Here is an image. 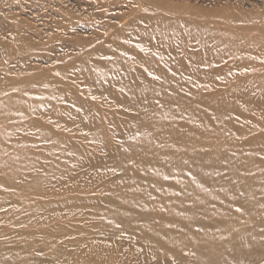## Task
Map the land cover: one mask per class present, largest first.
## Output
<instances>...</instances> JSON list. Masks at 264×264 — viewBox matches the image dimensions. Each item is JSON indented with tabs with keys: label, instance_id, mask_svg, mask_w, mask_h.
Listing matches in <instances>:
<instances>
[{
	"label": "rangeland",
	"instance_id": "obj_1",
	"mask_svg": "<svg viewBox=\"0 0 264 264\" xmlns=\"http://www.w3.org/2000/svg\"><path fill=\"white\" fill-rule=\"evenodd\" d=\"M5 1L6 0H0V8L2 7L0 9V17L1 16L3 17L0 18V23L1 22L3 23L0 24V27L1 26L3 27V28L1 27L0 29L4 30V27L6 25L7 27H5L6 32L5 31L0 32L1 35L0 40H2V37H4L5 39L4 38L3 39L6 42L5 43L4 41L2 42L4 43L5 46H7L6 48L8 47L9 48L6 49L5 47H3V44L1 43L3 48L1 49L0 47V86H4L5 89L3 87L1 88L5 92L2 93L3 90L0 89V96H3L0 97V101H1L0 113L2 112L3 108L5 109L7 108L9 112L8 114L10 115H8V117L6 116L4 117L0 115V143H2V146L0 145V264H201L202 262L195 257L196 256L195 254L197 252L195 253L196 249L195 247H193L194 246L193 244L192 245L190 244V246L188 247L179 244L178 246L181 245V247L176 246L177 248L176 247L173 248L174 252L176 251V254L173 255V253H171L170 255V252L167 251L168 250L167 248L163 246L161 247V244L156 243V237H157L156 231H159L158 228L159 229L161 228L160 231H166V229L168 228L171 229V227H174V229H177L175 226L180 227L176 223L175 221L176 219H174L176 217V212H174L175 210L171 211L172 210L171 207H169V204H167L165 200H161V199L158 200L156 198L159 197L156 196H155L156 198H154L156 200H154L153 202L156 203L159 201L160 202L159 204L150 202V204L147 205L145 200H139L144 198L137 197L138 198L137 199L136 198L137 195H135L134 197L135 199H132L133 195L135 194L133 190L136 189L137 179L134 180L135 178H133L132 176L133 162L131 160L125 162L131 157V156L128 157V155H130V152L128 151L129 149L127 148L126 144H128V142L131 140H136V138H141L140 137V135L142 134L141 132L145 133L144 131L145 127L143 124L144 121L150 119V115L154 116L161 111V110H157L158 109L156 108L157 106L153 104L148 105V103L155 102L157 101V99H159L160 95H157V93L160 92H162L160 93L161 95H163L165 91L169 92L166 93L170 95L171 94L174 95L176 93V95L174 96L178 97L179 99H182L183 96L182 92L185 89L188 94H186L184 90V95L186 94V97L185 96L184 97L186 99L188 98L187 101H189L188 103H191L190 104L191 106H193L194 103L197 104L200 103L198 106H201L202 104L201 102L203 101L202 99L203 98L205 99L206 96L210 94L213 95L214 92H215L214 94L220 96L221 93H223L221 97L224 98H227L228 93L230 96L231 95L234 96L233 98L228 95L230 100L231 98H233L231 100L232 103H235L234 101L235 99H238L236 97L240 93L239 99L236 100V104L239 103V101L240 103L242 102V99L240 100L242 96L245 101H247L245 97L248 96L247 99L249 98L250 100V102L247 101L248 104L250 103L252 104L254 103V101H256L257 104H260L261 102V105L264 103V93L262 92L264 90V60L262 62H259L258 64L252 65L253 63L256 62L255 61L247 66H244L242 64L241 66L240 62H238L240 59L234 58L235 55L233 53L226 52L225 54H223V56H218V54H213L210 52L209 45L206 44V42L208 41L205 42V39L203 37L198 36L197 39L196 36L194 35L191 36L188 34L190 38H193V36L195 38V39L193 38V41L191 42L189 36L187 37V32H186V28L194 27L195 25L196 28L200 30L202 29L204 31H206L207 29L210 32V30L212 29L210 36L212 35L211 39L214 36L213 42H211L213 46L215 45V41H216L215 36L218 35L222 40L224 39L222 38L223 35L226 33V35L224 36L228 38H225L224 41H227L226 39L234 41V39L236 38V40H238L237 41L238 45H241L240 42L248 41L247 43L249 45L252 44L250 46L251 47L254 46L253 50H255L256 52H254L252 49L251 50L255 54L258 52L260 53V50L262 49V47H264L263 45L264 44V0H7V2ZM21 2L23 3L24 7L21 5L22 4ZM10 9H11V13H15V14L20 13V15L19 14H18L19 16L15 14L11 15V13L8 15ZM3 10H5L6 12ZM163 13L165 15L167 14L166 15L167 18L164 17L165 15L162 16ZM17 16L19 17V19L21 18L22 19L21 20L17 19L18 18ZM158 16H160L159 18L162 17L161 20L158 18ZM6 17H7V22L5 19ZM11 17L12 19H10ZM179 17L181 18L184 17L183 18L185 19L183 20L184 22L183 21L181 22V19H177L180 20L178 22L176 18ZM187 18H191V20L194 21L195 25L192 24L193 23L192 21L191 26H189L190 23L187 24V20H186ZM1 19L4 20V22ZM157 19H159L160 22H157L156 21ZM165 20L169 23H167ZM21 21L24 23H22ZM5 22L6 24H4ZM10 22H13L16 27L13 28L12 27L13 24ZM154 22H157V24L153 25ZM161 22H165V23H162L161 25ZM200 22L201 24L202 23H208L209 25L211 24V26L205 24L206 26L208 25L206 27L205 25L202 24L205 27L204 29V27L200 24ZM185 23L187 26L185 25L183 26V24ZM212 23H214L215 25ZM158 24L160 28L156 27L158 26ZM163 24L165 26L167 24V27L172 25L178 27V25H180V27H186V28L183 34L182 33L179 34L180 36L181 35L183 36L180 37L179 35L174 36V34L173 35L169 34L170 35L169 37L168 35L166 36L164 35L163 30L167 27L161 28V26L164 27ZM19 26L22 28H20ZM153 26L155 27V29L157 28L158 30L157 33L154 32L155 29ZM215 26H217L218 28H216ZM17 27L21 31H23L21 32L18 29L19 32L18 35L20 33H23L24 36L19 35L20 37H22V39L20 37L19 39L16 36L17 38L16 40H14L15 35L12 34V32L13 33H15V31L17 32L16 29ZM210 27L211 29H209ZM152 28L154 30H152ZM11 29L12 32L10 31ZM160 29L161 30L163 29L162 30L163 33L161 32ZM151 30L153 32H151ZM213 30L216 32H214ZM217 30L218 31L220 30L219 32L220 33L222 32L223 34L222 35L219 34ZM7 31L10 32L11 34L8 33ZM149 31L153 33V35H151L152 37L150 36V33L148 35ZM158 33H160V36ZM154 34L156 35L158 34V35L156 36ZM232 34L233 35L235 34V37H233ZM237 34L240 35L239 36L240 38L243 37L245 39L247 37L249 38V40L247 39L244 40L241 38L242 40L241 41L240 38L237 37L238 36ZM10 35H12L14 38L10 39ZM153 36L155 39L153 38ZM155 36L159 38L156 39ZM25 37L26 39H28V42H25L26 41V39H24ZM162 37L166 41L161 40ZM168 38L170 40H167ZM171 38L172 39L174 38L175 40L174 39L172 40ZM17 39H19L20 43H22V40L24 39V43L21 44V46L23 45L22 46L23 49L21 46L19 47L18 44L20 43H17L18 42ZM11 40L17 41L16 42L17 44L14 45L13 41L11 44L10 43ZM118 40H120V42ZM249 41H251V43H249ZM186 42H189V45L188 43L186 45ZM193 42H195V45L192 44ZM246 42L243 43L245 44ZM27 43L29 44L31 43L32 46L31 45L29 46ZM164 43L165 44L169 43V44L166 47L167 44L165 45ZM201 43L203 44L204 47H206L205 48L206 52H208L209 54L211 53V55L205 52V49L201 45ZM25 44H27L28 46ZM217 45L214 47L216 48ZM258 45H260L261 48ZM15 46H18L17 47L19 48L18 51L14 50ZM120 46L122 47V49L120 48ZM184 46H186V48ZM187 46L188 47L190 46V49H188V51L186 52ZM244 46L248 47L249 49L251 48L250 46H247V44ZM256 46H258L259 48L258 47L256 48ZM127 47H129L128 48L129 50L135 49L136 53H134L135 50L133 51L130 50L129 53ZM150 47H152L153 49L156 48L154 49L155 51L153 50V52L154 53L157 52V53L154 54L152 52V54L154 55H151L150 54L151 52L148 51ZM196 47L197 50H199V54L198 51L195 50ZM207 47L209 51H207ZM113 48H114V52L112 50ZM118 48H120L121 50L119 49L120 50L119 51ZM115 49L116 51L117 50L119 51V52L117 51L119 53V56L118 53L115 51ZM123 49L126 52L122 54ZM192 49L193 51L194 50L197 51L195 53H197L199 57L200 55L205 54L203 55V57L205 58L204 60H202V63H200L201 62L200 60H196L195 58H193L196 57V54H194V52L192 54ZM20 50H22V53L20 52ZM23 50L25 52H23ZM144 51L146 52V54H148L149 52L148 56L145 55ZM200 51L202 52L204 51V52L202 53ZM29 52L30 55L28 54ZM189 52L191 53V58H189L190 56ZM24 53L26 55L28 54L27 55L28 59L25 58L26 55H24ZM227 53L228 54L231 53V54L226 56ZM18 54L19 55L21 54L20 57ZM22 54L23 57L25 56L24 58L21 57ZM135 54L139 56L140 59L138 58V56L137 58L141 62L146 61L144 63L141 62L140 63L143 65V67L147 63L146 65L148 69L146 68L145 65V68L147 70L144 69L139 62H137L138 59L136 58ZM139 54H141V56ZM184 54L189 56H186L185 58ZM130 55L134 58H132ZM163 55L164 57H162ZM110 56L112 57L113 62L117 63V66H115V64L113 65L112 62L110 63V61H112L111 58L109 59L110 61H108V57ZM121 56L122 58L125 57L127 58L130 56L132 59L130 57H129L130 60L128 58L122 59ZM152 56H154V58ZM114 57H116V59H114ZM118 57L120 58V60ZM156 57L157 59L158 58L162 59L163 62L160 59L156 61L157 60L155 59ZM86 58L89 62L87 60L84 62V59ZM106 58L107 61L110 63V66L111 65L114 66L112 67L113 69L118 68L119 63L117 61H120L123 67L119 66V68L122 67L127 71H129V67H130L133 72L130 70L132 73L128 72L129 74H127L126 73L127 71L125 70L126 72H123L124 71L123 70L122 71L123 74H122L120 72V70H122L121 68L120 69L118 68L119 70L118 72V70L116 69L113 70L111 67H110L111 68L110 71L107 70L110 68H107L109 67L108 65L109 63L108 62H106L108 64L105 63ZM20 59L22 60L24 59V61L27 62L24 61L21 62ZM93 59L95 60V62L98 60L97 66L99 65V62H100V67H102L101 63L102 64L105 63V65L103 64L104 66L103 69L106 72L107 71L111 72L114 79L113 77H111L110 79L111 75L109 72H107L109 75L108 76L106 75L107 73L105 74V71L101 72V69L97 68V66H96L97 68L96 70L95 66H92L94 62ZM103 59H105L104 62ZM134 59L136 60L134 61L135 64L133 63ZM148 59L151 60L148 61ZM167 59L169 61L171 59V62H169ZM188 59L189 61L193 59L194 60L193 64L191 63L193 60L190 62L191 63L190 64L187 61ZM206 59H208V61ZM114 60L117 61L115 62ZM121 60H125V61H121ZM172 60H174V62ZM182 60L183 63L181 65L183 66L184 63H187L186 66L188 67V69H186L187 68L186 66H183V68L181 67L180 62H182ZM90 61H93L91 62L92 64L90 63ZM129 61L130 64H133L135 67L138 65L137 67H140L138 69L143 68L144 71L142 70L140 71L143 73L145 72V74L141 75L142 73L140 71H135L137 70V67L134 69L133 68L134 66L133 67L127 66V64H129L127 62ZM151 61H153L152 67L150 65L149 66L151 67L152 70L153 68L157 69L156 71H158L159 74L158 72H155L156 73L155 74L154 70L153 72H151V69L148 66V64L152 63ZM204 61L205 62L207 61L206 63L208 64L203 63ZM231 61L234 62L231 63ZM23 62L25 65L23 64ZM164 62L167 64V66L165 65ZM17 63L21 64V66ZM86 63H90V65ZM123 63H125L126 65ZM194 63L197 64V65L195 64L197 67L194 66ZM233 63L235 64L234 67H233L234 65ZM236 63L238 65H236ZM3 64L4 66H1ZM72 64H76L74 65L75 67L71 66ZM83 64H86L89 67ZM156 64L161 65L163 69L160 70L161 66H157V68L156 66L153 67ZM172 64H173L172 67L175 68L174 71L173 69H171ZM200 64L201 65L204 64V68H207L204 70L206 71L204 73H206L208 80H203L202 81L203 84L200 83L201 81H198L199 83L198 84L196 81V77L190 76L192 74L191 70H195L198 67H199L198 69L202 68L200 67L201 66ZM8 65L12 66L13 68H11L10 66L8 67ZM106 65L107 67L105 69ZM189 65L190 66L193 65L195 68L193 67L192 69H190L192 66L190 67ZM91 67L96 71L93 70ZM9 68L10 71L8 70ZM224 68L226 70L225 72L222 71L224 70ZM6 69L8 70L7 71L8 74L6 72ZM90 69L92 70L91 73L93 74V76L92 74L90 75ZM183 69H185L186 71L185 70L183 71ZM85 70L86 71L88 70L89 74ZM189 70L191 72H189ZM161 71H163V73L167 71L166 73L168 76L170 75V77L168 78V76L166 75L165 77L164 74L166 73L163 74L164 76L163 77ZM195 71H193V75H195L194 74ZM221 71L224 72L225 74L222 73ZM94 72L100 78V80L99 78H95ZM97 72L99 74L104 73L100 75L101 77L103 76V78H101L97 74ZM147 72H149L150 74H147ZM187 72L191 74L188 75ZM45 73H47L46 76L48 75L50 77L49 79H53V76L55 79L57 76L56 79L58 80L56 81L54 79L52 80L57 83V84L54 83V85L56 84L55 87H58L59 85L58 82L59 81L61 82L62 80L63 81L60 83V85L62 84L67 85L65 87L59 85L60 87L56 88L57 89L56 96L58 98L57 100H56V96L54 97L55 99L49 98L50 94L48 93L49 96L47 95L48 91L45 88H43L42 85L41 87L38 84L40 80L46 78ZM185 73L186 76L188 77L182 76V74L184 75ZM21 74H22V78L25 79H22L20 77ZM42 74H44L45 78L42 76ZM130 74L131 75L134 74L136 78L133 75L132 76L134 78H132ZM178 74H180L181 77ZM26 75H28V77ZM37 75L38 76L41 75V76L37 77ZM87 75H89L90 77L91 76L94 77L95 80L94 78L93 80H91L92 78L89 80L90 77ZM116 75L118 76V78ZM137 75L140 76L141 78L140 77L138 78ZM144 75L149 79L147 80L146 77H142ZM150 76H153L154 79L153 77L150 78ZM172 76H174L175 79ZM176 76L180 78L176 79ZM156 77L157 78L159 77V81ZM183 77H185L186 79L188 78L187 81L189 82L187 81L185 82L184 81L185 78ZM224 77L226 78L225 80L223 79ZM246 77H248V79L245 80ZM20 78L24 80V82L21 81ZM38 78L41 79H39L38 81L37 80ZM104 78H106V80ZM144 78L148 82L147 81L140 82V80L142 79L144 80ZM189 78L190 80H192V78L195 80L194 84L197 85L201 84L203 85V87L200 85V89L199 87L196 88L197 85L194 86V84L190 82ZM19 79L21 82H23V84L19 82ZM115 79L117 83H115L116 82ZM133 79L134 80L137 79V80L134 82ZM164 79L165 81H162ZM149 80H151L150 82L152 84L155 81V84H153L154 86L151 85L148 86V84L150 83ZM170 80L172 82H169ZM156 81L160 82V84H157ZM206 81H211L208 82L210 83V85H208V83L206 84ZM8 82H10L11 85L8 84ZM15 82L18 83L20 86H23L25 83V86L20 87L19 85H16ZM35 82L39 86L38 88ZM130 82H131L130 85L125 86V84H129ZM6 83L11 86V87L7 86L11 88L10 90H8V88L6 87L5 85ZM26 83L27 85H31V87L35 86L37 89L32 88L35 91L41 89L40 93L42 94L38 93V91L36 92L38 93V95L35 96V92L34 94H32L33 93L32 89H29L31 87L27 86ZM132 83L133 85L136 83H137L136 85H138V83L140 84L144 83L143 85L145 88L143 87L142 84L141 85L145 90L142 92L143 89L140 88L141 87L140 84H139L140 87L139 86L137 87H139L141 91L139 90V88L132 89L131 88L133 87ZM168 83H173V84L168 85ZM188 83H190L191 85H188ZM229 84L231 87L230 89L232 90H230V92H227L229 91L228 89ZM146 85L147 88L149 87L151 89V93H153L152 94L153 96L150 93V89L148 92H146V90H148L146 88ZM157 85L158 86L160 85L159 90ZM164 85L166 87L171 85L170 87L173 88L168 87L167 89L171 90L168 91L165 87L163 88ZM26 86L28 88H24ZM179 86L180 87L182 86V88L179 89L181 96L180 95L178 96L179 92L177 89L179 88ZM18 87L20 91L19 89H17ZM61 87L62 89L65 88L63 89L65 91L64 97L62 95L64 91L60 90ZM122 87L124 88L126 87V88L122 89ZM129 87L131 88V90L129 91L132 93L127 92L128 91L127 89ZM134 87L137 88L136 86ZM186 87L188 89H190L191 87L192 88L190 90H187ZM21 89L25 91L24 92L25 94L23 93V91L21 92ZM28 89H29V93H31L34 96L33 100L31 99L26 100V98L24 99L26 95H31V94H27L28 91L26 90ZM58 89L61 92L58 91ZM237 89L241 90L243 94L242 96H241V92ZM247 89L249 90L247 91ZM136 90L138 92V95L136 94L137 93ZM161 90H163L164 93ZM172 91L173 93H171ZM188 91H191L192 94L195 93L193 96H195L197 93V96L195 97L196 99L199 98L198 99L199 101L195 99L193 100L192 94H190ZM66 92H67V96H66ZM133 92L134 95H130L133 94ZM139 92L142 96L139 94ZM225 92L227 93L226 95L224 94ZM206 93L208 94L205 95ZM135 94L137 96V101L133 99V98L136 99ZM154 94L157 97H155ZM126 95H129L127 96L129 97L128 98L129 100L126 99ZM145 95H148L149 97L151 95L149 102L147 100L149 99V97L146 96L147 98L145 100ZM37 96L39 101L38 99L37 100L35 99L37 98ZM139 98H143V99L140 100ZM151 98L153 99V101ZM189 98L193 102H190ZM229 98L227 99L229 100ZM6 99L9 101V103L7 102L8 104L6 103L7 101ZM40 99L41 100L43 99V101H40ZM35 100L41 102V104L43 103L42 106L40 103L38 106V103ZM144 100L145 102L147 101L148 103L146 102L147 103L146 104ZM48 102L52 103V105L49 104ZM31 103L36 109L32 108L33 106L31 107L30 105ZM140 104H142L143 107ZM144 104H146V106L148 105L147 106L148 110L149 108L152 107L156 109L153 110L152 108L149 111L147 109L145 110L146 107H144L145 106ZM251 104L250 106L252 107L255 105V104L254 105ZM204 106L203 108H206ZM58 107L63 108V110H59L60 111L59 113L57 112ZM211 107L212 108H209L207 106V109L208 108L211 110L214 109V111H217L216 114L215 112H213V110L212 111L205 110V113L207 111H208L207 113L213 112L212 115L217 116L218 114L220 117L222 116L221 118L224 117L223 121H227L228 119H229L228 122L234 121V123L233 122L231 123V125L234 124L233 128L238 124L237 125L238 130H237V126H236V131L233 130V128L231 127L232 128L231 130L234 131V133L232 131L231 133L237 136L236 137L232 134L233 139L238 141L242 146L243 144H246L249 141H250L249 143H251V139L253 140V138H255L257 135L262 134L264 131V116H263L264 106L261 109V107L258 105V107L257 106L255 107V110H252L254 109V107L253 108L250 107L251 110L249 107L247 108L248 109L247 115H249V118L247 115L246 116L251 126L248 129L247 128L244 129V131H242L241 133H240L241 130L239 131V124H240L239 120H236L235 117H233L235 120L231 121L232 118L229 115H226V113L224 116L223 114L224 112L223 111H222L223 113L221 112L222 109L218 110L216 109V107L213 106ZM55 108L57 110H55ZM139 108H141V110ZM180 108L182 110L180 111L177 110L178 113L180 112L179 115L182 116L184 114L186 116L185 111L183 110L186 107L185 108L180 107ZM257 108L259 109V111ZM142 109L145 111H143ZM152 110L155 111L154 112L155 114L152 113ZM182 111H184V113H182ZM219 111L221 114L218 113ZM261 111L263 112V115ZM137 112L138 113L144 112L143 114L146 116L149 115L150 113H152L153 115L150 114L149 117H147L148 119L146 118V116L145 117L142 116L143 118L142 119L141 118L142 114L139 113L138 115ZM210 113L209 115H211ZM164 114H160L158 116L162 121V123H164L167 119V117H165ZM161 115L165 118L163 117L161 118ZM165 115L168 117L172 116L173 119L171 118L167 119V121L169 119H170L169 121H172L171 122L172 125L178 124L179 120L182 121L183 119V118L180 119L181 116H179L178 114L177 115L179 116V118L175 114L167 115L166 113ZM173 115L177 116L178 119L177 118L176 119L178 121L175 119V122H173L175 118V116L173 117ZM185 116H184L185 119H183L182 122L185 121L189 123L192 119ZM228 116L229 118L227 119ZM137 119L141 122L139 123ZM136 120L137 122L135 124L136 125L138 123L139 124L137 126L135 125L136 127L133 125L134 128L130 126L132 128L130 129L129 127V124H131L130 122L134 124L133 121ZM171 123H169V125L167 126H170ZM191 123L192 121L189 123L190 126L192 125ZM189 124L186 123L187 126H189ZM139 125H141V128H138ZM128 127L129 129H126ZM4 129L7 136L6 138H4V136L1 134V132ZM97 132L99 136L97 135ZM101 136L102 137L104 136L103 137L104 139ZM262 136L264 135L262 134ZM101 138L102 140H100ZM125 140H127V142H125ZM104 143L107 144V146L109 147L106 148L105 147L106 145ZM111 146H113L115 149L112 147L110 150ZM121 147L122 149H120ZM117 148H119L120 150H118ZM125 148L128 153H126ZM1 150L7 152L6 153L7 155L8 153H10V155L6 157L5 152L4 151L1 152ZM19 150H22L23 153L19 154L18 153ZM115 150L117 152H121V150L125 151V155H126L124 159L125 161H123V163H121L120 165L118 164L119 166L122 165L121 167L123 168L120 167L122 170L119 168V166H116L117 161H115L116 159ZM112 152L115 154H111ZM16 155L20 157H17ZM112 155L113 158L111 157ZM262 157L260 159L261 161L259 160L258 162L259 165L261 164V166H259L256 163L255 164L256 167L255 165H253L254 168L251 169V171L249 170L252 166L251 167L248 166V169L245 167L248 170V172H244L247 171L246 169L242 170L243 173L242 176L246 174V176L243 177L247 178L248 175L249 179L253 178V180L256 181V179L259 178L258 179L259 181L261 177L260 173L264 169V155ZM125 163L128 164L127 165L128 168L126 167ZM224 163H226V161ZM129 166L132 168V171H130L131 168ZM228 166L230 165L223 164V166L222 165L215 166L213 168L214 169L220 168L221 169V170L219 169L220 171L228 173L227 171L229 169ZM123 169L125 170V172ZM126 172L129 174H127ZM253 172L254 175L256 173L259 172L260 173L254 176ZM125 173L127 174V177ZM3 177L4 178L6 177L8 181H10L12 178L13 182L11 180L12 182L11 184L13 185L10 186L12 191L11 190L9 191L10 188L8 187L7 183H5L8 181ZM33 180L34 183L36 182L35 184L37 189H34L35 187L34 188L32 187L34 186ZM161 181L165 183L166 180L164 179ZM31 182L33 185L31 184ZM25 183L26 184L28 183L27 184L28 187H26ZM160 183L159 185H161ZM8 184L10 183L8 182ZM19 185H21L22 187H20ZM23 185L26 187V189H24ZM131 186H133V188H131ZM126 187H130L131 192H128L129 188ZM13 188H16L19 193L21 192L20 193L21 195L16 193L15 191L16 189L13 190ZM118 188H120L122 191L118 190ZM18 189H20L21 191ZM23 190L25 191L23 192ZM36 190L39 191L35 192ZM115 190L121 192L117 191L118 192L117 193L115 192ZM123 190H126L127 192ZM120 193H122V195H120ZM131 194L133 195L130 197ZM127 197H130L131 199ZM131 201L132 202L134 201L135 203L134 202L132 203ZM164 201L166 202L165 203L166 206H164ZM141 204H143V206ZM153 205H155V207ZM260 206H261L260 208L261 210H258V212L254 213L256 216L253 214L251 218H246L245 220L240 219V221H238L239 223L233 222L232 225L227 226L228 229L227 227H225L224 231H219V232L217 231V233H215L212 236L210 234H207L206 232L201 231V229L198 228L196 224H194V222L198 220V215L194 213L184 215V218L187 221V225L189 223H190L189 225H191V226L188 225L187 227L184 228H186L185 231L189 230L190 232L187 231L188 233L194 235L198 240L202 242L204 248L202 246L201 247L205 249V251L207 250L211 251L217 248L220 252L229 251L228 253L225 252L227 253L226 255L232 252L231 253L232 256H229L230 255L229 254L228 257L223 252L221 253V255L226 256V260L228 258L229 264H236V263L264 264V246L260 247L261 245L259 244L260 245L259 246L257 244L260 247L258 248L257 245L255 244L258 242H253L250 240L251 238L260 235L259 233L264 234L263 231H260V230H264V219L262 220V218H264V216H262L264 215L262 214L264 213L263 212L264 203H261ZM148 210L149 211L152 210V211L149 212ZM259 213L261 216L259 215ZM170 214L173 215L171 216ZM193 214L197 218L194 217ZM168 215L170 216L171 219H169ZM199 216L201 217L202 213H200ZM189 218L190 220H188ZM164 219L169 221L168 222L169 224L165 223L166 221H162ZM189 221H192L193 223ZM255 221L258 222V228L256 226L257 223ZM259 221L261 222L263 221V223ZM156 224L162 226L160 227L159 225ZM259 224L260 226L263 224L262 227H259ZM147 226L150 227L147 228ZM138 227L142 229L139 230ZM154 227L157 228V230ZM143 229L144 230L146 229V232L148 233H145ZM181 229L182 228H179L178 230ZM193 229H195V231ZM258 230L260 232H258ZM153 231L155 234L153 233ZM240 231H244L243 234L244 236L242 235L243 236L242 238L239 237L240 239L238 238L236 240L237 242L233 241L234 243H232V241L228 237L237 234ZM252 231L254 232V234L257 235H254ZM142 233L144 236L146 235L145 238H148L147 239L148 241H145L146 239L142 237L143 236ZM147 234L149 235L152 234V235L148 237ZM262 234L260 236L261 238L258 236L259 241L264 237V235ZM153 235H155L153 237V239L155 238L154 241L151 237ZM262 240L264 242V238ZM231 243L233 244V246L231 245ZM252 243L255 246H252ZM210 245H211V249L209 247ZM222 245L223 247H221ZM227 245H229L228 249H227ZM183 246L186 247V250L185 247ZM191 246L192 249H190ZM224 247L226 248L225 251H224ZM230 247L231 249L233 248L235 249L231 251ZM161 248L163 250H161L162 253L160 255L159 253ZM243 248H245L246 250ZM252 249L256 251H252ZM192 250L195 251L192 252ZM218 250L215 249L214 252L212 251L213 254L210 257L211 259L213 258L214 260V257H216L217 253H219L216 252ZM234 250H236V253ZM240 251L242 254L240 253ZM247 253L249 254V256L246 255ZM218 255H220V253ZM243 255L246 256L245 259L243 258L244 257ZM228 260H227V264H228ZM208 263L210 264L211 262L208 261ZM203 264H207V263H203Z\"/></svg>",
	"mask_w": 264,
	"mask_h": 264
},
{
	"label": "bare ground",
	"instance_id": "obj_2",
	"mask_svg": "<svg viewBox=\"0 0 264 264\" xmlns=\"http://www.w3.org/2000/svg\"><path fill=\"white\" fill-rule=\"evenodd\" d=\"M5 2H7V0L5 1ZM13 3V2H12ZM22 3V2H21ZM20 3V4H21ZM7 4V3H6ZM1 5H4V4H1ZM19 5V4H18ZM17 5V6H18ZM22 6H23V3L21 4ZM24 5H26V4H24ZM22 6H21V9H22ZM28 6V5H27ZM24 7V6H23ZM26 7V6H25ZM2 8V7H1ZM0 8V9H1ZM4 8V7H3ZM13 8V7H12ZM17 9V8H16ZM19 9H20V6H19ZM15 10V9H14ZM18 10V9H17ZM3 11H5V10H3ZM8 11V10H7ZM20 11V10H19ZM6 12V11H5ZM12 12H15V11H12ZM22 12V11H21ZM3 13V12H2ZM2 13H1V15H2ZM8 13V12H7ZM11 13V9H10V12L8 13V15ZM16 13H17V11H16ZM6 14V13H5ZM12 14H15V13H11V15ZM19 15H20V13H18ZM18 14H15V15H18ZM10 15V16H11ZM18 15V16H19ZM162 15V14H161ZM165 14L163 13V15L162 16H164ZM167 15V14H166ZM166 15L164 16V17H166ZM14 16V15H13ZM17 16V17H18ZM2 17V16H1ZM0 17V18H1ZM160 16H158V18H159ZM3 18V17H2ZM157 18V17H156ZM162 18V17H161ZM161 18H159L160 20H161ZM167 18V17H166ZM184 17H179V18H176V20L177 19H181V22L183 21V20H185V19H183ZM6 19V22H7V17L5 18ZM10 19H12V17L10 18ZM17 19H19V17L17 18ZM22 19V18H21ZM21 19H19V20H21ZM159 19H157L156 21L157 22H160L159 21ZM165 19V18H164ZM190 21H189V20ZM193 19V18H192ZM2 20V19H1ZM163 20V19H162ZM169 20H171V19H169ZM168 20V21H169ZM187 20V24H189L190 23V25L189 26H191V23H192V21L193 20H191V18H187L186 19ZM195 20V19H194ZM202 20V19H201ZM3 22H4V20H2ZM11 21V20H10ZM23 21V20H22ZM21 21V22H22ZM166 21V20H165ZM173 21H174V19H173ZM178 22L180 21V20H177ZM176 21V22H177ZM189 21V22H188ZM203 21V20H202ZM6 22L4 23V24H6ZM19 22V21H18ZM157 22H154V24L153 25H156L157 24ZM167 22V21H166ZM172 22V21H171ZM180 22V23H181ZM184 22V21H183ZM186 22V21H185ZM205 22V21H204ZM2 23V22H1ZM0 23V24H1ZM10 23H12L13 25H14V23L13 22H10ZM9 23V24H10ZM17 23V22H16ZM22 23H24V22H22ZM162 23H165V22H161V25H162ZM167 23H169V22H167ZM197 23V22H196ZM3 24V23H2ZM20 24V23H19ZM175 24V23H174ZM192 24H194V21H193V23ZM200 24H201V22H200ZM203 25H205V24H208V23H202ZM201 24V25H202ZM212 24H214V23H212ZM11 25V24H10ZM12 25V27L13 28H15L16 26L14 25L13 26ZM16 25H18V24H16ZM24 25V24H23ZM160 25V26H161ZM164 25V24H163ZM187 26L186 25V23L185 24H183V26ZM195 25V24H194ZM202 25V26H203ZM209 25V24H208ZM207 25V26H208ZM215 25V24H214ZM213 25V26H214ZM9 26V25H8ZM22 26V25H21ZM196 26V25H195ZM188 27V28H186V27H180V25H178V27H176V26H174V25H172V26H168L167 27V24H166V26L164 25V27H162L161 26V28H165V27H167V28H165L163 31H164V35L166 36V35H168L169 37H170V35L169 34H174V36L175 35H179V34H183V32L185 31V28H186V32H187V37L189 36V35H194V36H196L197 37V39H198V36H200V37H203L204 39H205V42L206 41H208V42H206V44H208L209 45V47H210V52L211 53H213V54H218V56H223V54H225L226 52H231V53H233L234 55H235V57L234 58H236V59H240L238 62H240V65L242 64V65H244V66H247V65H249V64H251V63H253V62H255V63H253L252 65H254V64H258L259 62H262L263 60H264V47H262V49L260 50V53L258 52V53H254V52H256L255 50H253L254 49V46L253 47H251L250 45H252V44H248L246 41H243V42H246L245 44L243 43V42H240L241 43V45H238L237 43V41L238 40H236V38L234 39V41L232 40H229V39H226L227 41H224L225 40V38H228V37H226V36H224V35H226V33L223 35V37L222 38H224V39H220V37L218 36V35H216V36H218V37H216L215 36V39H216V41L219 43H217L216 41H215V45L214 46H216L217 44V47L215 48L214 46H213V44L211 43V42H213V39H214V36H213V38L211 39V36H210V34H211V27L209 28V29H211L210 30V32H209V30H207L206 29V31H204V30H200V29H198V28H196V27ZM206 26V25H205ZM206 26V27H207ZM209 26H211V24L209 25ZM213 26H212V28H213ZM2 27V26H1ZM0 27V28H1ZM5 27H7V25L5 26ZM5 27H4V30L2 29H0V32L1 31H5L6 32V29H5ZM20 27V26H19ZM154 27V26H153ZM157 28L159 27V24H158V26H156ZM204 27V26H203ZM216 28H218L217 26H215ZM214 27V28H215ZM3 28V27H2ZM10 28H11V26H10ZM20 28H22V27H20ZM157 28L155 29V27H154V29H155V31L154 32H156L157 33ZM160 28V27H159ZM9 29V28H8ZM7 29V30H8ZM17 29V32L15 31ZM14 31H15V33H17V34H15V33H13L12 32V29L10 30L11 32H12V34H14L15 35V38L12 36V35H10V39H12V38H14V40H16V38L18 37H20V36H24L23 35V33H20L19 35H18V27L16 28ZM153 28H152V30H154ZM204 29H205V27H204ZM20 30V29H19ZM151 30V32H153ZM161 30V29H160ZM162 30H161V32H162ZM21 31V30H20ZM214 31V30H213ZM220 31V30H219ZM218 30H217V32H219ZM2 32V33H3ZM8 32V31H7ZM21 32H23V31H21ZM118 32H120V31H118ZM150 31L148 32V35H149V33H150V36L151 35H153V33H151ZM214 32H216V31H214ZM8 33H10V32H8ZM116 33V32H115ZM163 33V32H162ZM11 34V33H10ZM117 34V33H116ZM159 34V36H160V33H158ZM157 34V35H158ZM189 34V35H188ZM196 34V35H195ZM197 34H200V35H197ZM219 34H223L222 32L220 33L219 32ZM119 35H120V33H119ZM146 35V34H145ZM154 35H156V34H154ZM156 35V36H157ZM172 35H171V37H172ZM213 35H214V33H213ZM238 35V34H237ZM236 35V36H237ZM17 36V37H16ZM26 36V35H25ZM155 36V37H156ZM180 36V35H179ZM181 36H183V35H181ZM180 36V37H181ZM194 36H193V38H194ZM232 36L233 37H235V34L233 35L232 34ZM231 36V37H232ZM240 35H238L237 37H239ZM242 36V35H241ZM27 37V36H26ZM26 37L24 38V39H26ZM152 37V36H151ZM199 37V38H200ZM210 37V38H209ZM231 37H229V38H231ZM0 38H1V35H0ZM4 37H2V40H0L1 42H0V44L2 43L3 44V47H7V46H5L4 45V43L6 42V41H4V39H3ZM21 39H22V37H20ZM19 38V39H20ZM28 38V37H27ZM153 38H154V36H153ZM159 37H156V39H158ZM163 38V37H162ZM161 38V40H164V38L162 39ZM189 38H190V36H189ZM193 38H190V40H191V42L193 41ZM240 38V37H239ZM242 39H244L243 37H241ZM241 38H240V40H241ZM19 39H17V41H13V40H11V44H12V41H13V43H14V45L15 44H17V43H20L19 42ZM24 39L22 40V43H24ZM155 39V38H154ZM172 39V38H171ZM174 39V38H173ZM172 39V40H173ZM188 39V38H187ZM195 39V38H194ZM238 39V38H237ZM245 39H247V40H249V38H245ZM244 39V40H245ZM167 40H170L169 38L167 39ZM175 40V39H174ZM189 40V39H188ZM187 40V41H188ZM189 40V41H190ZM251 40V39H250ZM2 41H4V43L2 42ZM119 42H120V40H118ZM164 41H166V40H164ZM179 41V40H178ZM242 41V40H241ZM8 42V41H7ZM17 42V43H16ZM25 42H28V39H26V41ZM162 42V41H161ZM169 42V41H168ZM173 42V41H172ZM171 42V43H172ZM181 42V41H180ZM182 42H183V40H182ZM181 42V43H182ZM190 42V43H191ZM204 42V43H205ZM22 43H20V44H18L19 45V47L21 46V44ZM187 43H188V45H189V42H186V45H187ZM239 43V44H240ZM249 43H251V41H249ZM263 43V42H262ZM2 44H1V49L3 48L2 47ZM9 44V43H8ZM29 46L31 45V43L29 44V43H27ZM27 44H25V45H27ZM119 44V43H118ZM117 44V45H118ZM161 44V43H160ZM159 44V45H160ZM165 44V43H164ZM167 44V43H166ZM165 44V45H166ZM169 44V43H168ZM168 44L166 45V47L168 46ZM192 44H194L195 45V42H193ZM191 44V45H192ZM196 44H197V41H196ZM205 44V45H206ZM246 45L247 44V46H250L251 48L249 49L248 47H246V46H244V45ZM258 44H260V43H258ZM10 45V44H9ZM8 45V46H9ZM27 45V46H28ZM164 45V46H165ZM184 45H185V43H184ZM190 45V46H191ZM201 45L203 46V44L201 43ZM201 45H198V46H201ZM243 45V46H242ZM264 45V44H263ZM23 46V45H22ZM21 46V47H22ZM32 46V45H31ZM34 46V45H33ZM116 46V45H115ZM122 46V45H121ZM120 46V48L122 49V47ZM161 46V45H160ZM162 46H163V44H162ZM170 46V45H169ZM190 46L188 47L187 46V50H186V52L188 51V49H190ZM197 46V47H198ZM260 48H261V46L260 45H258ZM258 46H256V48L258 47ZM11 47V46H10ZM16 47V48H15ZM14 47V50H17L18 51V49L19 48H17L18 46H15ZM112 47V46H111ZM119 47V46H118ZM185 48H186V46H184ZM197 47H196V49L195 50H197ZM204 47V46H203ZM258 47V48H259ZM4 48V49H5ZM9 48V47H8ZM8 48H6V49H8ZM28 48V47H27ZM30 48V47H29ZM116 48V47H115ZM120 48H118V50L120 49ZM125 48V47H124ZM129 47H127V49H128ZM152 50H151V49ZM149 49H148V51L149 52H151L150 54L151 55H154L155 53H157V52H153V50L154 49H156V48H152V47H150ZM169 48V47H168ZM167 48V49H168ZM206 47H204V49H205ZM255 48V49H256ZM3 49V50H4ZM21 49V48H20ZM22 49H23V47H22ZM120 49V50H121ZM162 49H164V48H162ZM166 49V48H165ZM199 49H201V48H199ZM203 49V48H202ZM203 49V50H204ZM254 51H252V50ZM113 50V52H114V48L112 49ZM117 50V51H118ZM119 50V51H120ZM126 50V49H125ZM129 50V49H128ZM130 50H135V49H130ZM130 50H129V53H130ZM151 50V51H150ZM193 51V49H192V54H193V52H194V54H196V57H193V58H195L196 60H200L199 62L200 63H202V60H204V58L205 57H203V55H205V54H203V55H200V57L197 55V53H195V52H197L198 51V54H199V50H197V51ZM5 51V50H4ZM7 51V50H6ZM9 51V50H8ZM115 51H116V49H115ZM116 51V52H117ZM118 51V52H119ZM123 51V52H122ZM121 52H122V54L124 53V52H126V51H124V49L122 50ZM147 51V52H148ZM155 51V50H154ZM190 51V50H189ZM207 51H209L208 50V47H207ZM20 52L22 53V50H20ZM19 52V53H20ZM23 52H25L24 50H23ZM31 52V51H30ZM30 52L28 53L29 55H30ZM117 52V53H118ZM121 52H120V55H121ZM145 52V51H144ZM149 52H148V54H149ZM152 52L154 53V54H152ZM159 52H161V51H159ZM200 52H202V51H200ZM204 52V51H203ZM202 52V53H203ZM205 52H206V49H205ZM6 53V52H5ZM8 53H10V52H8ZM32 53V52H31ZM116 53V54H117ZM128 53V54H129ZM134 53H136V50H135V52ZM133 53V54H134ZM165 53V52H164ZM164 53H162V54H164ZM183 53H184V51H183ZM190 53V52H189ZM201 53V54H202ZM206 53H208V52H206ZM211 53L209 54V55H211ZM230 53V54H231ZM27 54V55H28ZM114 54V53H113ZM112 54V55H113ZM132 54V55H133ZM148 54H146V52H145V55L146 56H148ZM158 54H161V53H158ZM188 54V53H187ZM230 54H226V56L227 55H230ZM19 55V54H18ZM21 55V54H20ZM20 55H19V57H20ZM24 55H26L25 53H24ZM27 55H26V59H28L27 58ZM32 55V54H31ZM111 55V56H112ZM125 55H126V53H125ZM136 55V54H135ZM140 56H141V54H139ZM150 55V56H151ZM157 55V54H156ZM185 55V54H184ZM209 55H207V56H209ZM241 55V56H240ZM85 56V55H84ZM108 57V61H110L109 59L111 58V60H112V57L114 56H112V57ZM118 56H119V53H118ZM123 56V55H122ZM122 56H121V58H122ZM128 56V55H127ZM131 56V55H130ZM129 56V57H130ZM134 56V55H133ZM137 56L138 55H136V58H137ZM158 56V55H157ZM186 56H189V55H185V58H186ZM195 56V55H194ZM198 56V57H197ZM206 56V57H207ZM225 56V55H224ZM18 57V56H17ZM21 57H23V54H22V56ZM23 57V58H24ZM125 57V56H124ZM129 57H127L128 59H129ZM132 57V56H131ZM130 57V58H131ZM153 58H154V56H152ZM152 57H150V58H152ZM159 57H160V55H159ZM162 57H164V55L162 56ZM183 57V56H182ZM85 58V57H84ZM119 58V57H118ZM126 58V57H125ZM125 58H122V59H125ZM126 58V59H127ZM132 58H134V57H132ZM131 58V59H132ZM138 58H139V56H138ZM137 58V59H138ZM147 58V57H146ZM149 58V57H148ZM166 58H167V56H166ZM184 58V57H183ZM184 58V59H185ZM189 58H191V53H190V56H189ZM233 58V59H234ZM114 59H116V57H114ZM140 59V58H139ZM138 59V60H139ZM155 59H157V57L155 58ZM158 59H160V58H158ZM158 59L156 60V61H158ZM164 59V58H163ZM183 59V60H184ZM232 59V60H233ZM17 60H19V59H17ZM21 60V62L22 61H24V59L22 60V59H20ZM82 60H83V58H82ZM87 60V58L86 59H84V62ZM91 60V59H90ZM118 60V59H117ZM116 60V61H117ZM119 60H120V58H119ZM130 60V59H129ZM137 60V62H141L140 60L138 61ZM142 60V59H141ZM149 60H151V59H148V61ZM161 61H162V59H160ZM168 60V59H167ZM183 60H182V62H180V65L183 63ZM193 60V59H192ZM192 60H190L189 61V59L187 60L189 63L192 61ZM207 61H208V59H206ZM88 61V60H87ZM93 61L95 62V60L93 59ZM93 61H90V63L91 62H93ZM105 61V59H103V62ZM107 61V58H106V61H105V63L106 62H108ZM115 61V60H114ZM115 61V62H116ZM121 61H125V60H121ZM134 61H136L135 59L133 60V63H134ZM143 61V60H142ZM147 61V62H148ZM155 61V60H154ZM169 61V60H168ZM168 61H166V62H168ZM173 62H174V60H172ZM206 61V62H207ZM221 61V60H220ZM223 61V60H222ZM17 62V61H16ZM24 62H27V61H24ZM24 62H23V64H24ZM89 62V61H88ZM94 62H93V64H92V66H95V68H96V66H97V64H98V60L95 62V65H94ZM113 63V65L115 64V66H117V63H114L113 62V60L112 61H110V63ZM119 64V66H122L121 64L122 63H120V61H117ZM144 62H146V61H144ZM144 62H141V63H144ZM152 63L151 64H148V66L150 65L151 67H152V64H153V61H151ZM163 62V61H162ZM169 62H171V59H170V61ZM186 62V61H185ZM193 62H194V60L191 62L192 64H193ZM198 62V61H197ZM196 62V63H197ZM205 61L203 62V63H206ZM232 62H234V61H231V63ZM237 62V63H238ZM20 63V62H19ZM19 63H17V64H19ZM90 63H86V64H88V65H90ZM105 63H103L104 65H105ZM109 63V62H108ZM108 63H106V64H108ZM110 63L108 64L109 65V67H107V65L105 66V69H106V67L107 68H112V67H114L113 65H111L110 66ZM127 63H129L130 64V61L129 62H127ZM138 63V64H139ZM140 63V64H141ZM165 63V62H164ZM188 63V64H189ZM190 63V64H191ZM196 63H194V66L195 67H197L196 65ZM236 63V65H238ZM86 64H83V65H85V66H88V65H86ZM103 64L101 63V65H102V67H100V62H99V65L97 66V68H100L101 69V72L103 71H105L104 69H103ZM123 64H125V63H123ZM127 64V66H134L133 64ZM135 64V63H134ZM147 64V63H146ZM145 64V65H146ZM155 64V63H154ZM160 64V63H159ZM154 65L153 67H155L156 66V68H157V66H161V65ZM163 64V63H162ZM175 64V63H174ZM178 64V63H177ZM185 64V65H184ZM183 64V66H186V64L187 63H184ZM196 64V65H195ZM206 64H208V63H206ZM205 64V65H206ZM234 64V63H233ZM7 65V64H6ZM20 66H21V64H19ZM25 65V64H24ZM74 65H76V64H72L71 66H73V67H75ZM79 65V64H78ZM126 65V64H125ZM137 65V64H136ZM142 65V64H141ZM140 65V66H141ZM145 65H144V67H143V65H142V67L144 68V69H146L147 68V65H146V68H145ZM165 65L167 66V64L165 63ZM201 65V64H200ZM203 65V66H202ZM200 67H202V68H200V69H198V68H196L195 70H191L192 71V74L191 73H188L187 72V74L189 75V74H191L190 76H194V77H196V81H197V83H198V81H201L200 83H202V81L203 80H208V77L206 76V73H204V72H206V71H204L205 69H207V68H204V64H202ZM241 65V66H242ZM1 66H4V64L3 65H1ZM10 65H8V67H9ZM27 66V65H26ZM70 66V65H69ZM80 66V65H79ZM119 66H118V68H119ZM138 66V65H137ZM136 66V67H137ZM149 66V67H150ZM173 66V64L171 65V67ZM183 66L181 65V67L183 68ZM190 66V65H189ZM192 66V67H191ZM190 67V69H192L194 66L193 65H191ZM198 66H199V63H198ZM235 66V64L233 65V67ZM7 67V66H6ZM11 68H13L12 66H10ZM77 67V66H76ZM89 67V66H88ZM123 67V66H122ZM122 67H120L122 70H120V72L123 74V72H126L127 70L126 69H124V68H122ZM135 66L133 67L134 69L136 68ZM151 67H150V69H151ZM163 67H164V65H163ZM169 67H170V65H169ZM168 67V68H169ZM187 67V66H186ZM185 67V68H186ZM194 67V68H195ZM237 67V66H236ZM29 68H30V66H29ZM78 68H80V67H78ZM92 68V67H91ZM97 68H96V70H97ZM111 68L110 69H107V70H111ZM118 68L116 69V68H114V69H116V70H118ZM119 68V69H120ZM126 68V67H125ZM132 68V69H133ZM138 68H140V67H137V70H135V71H140V70H142V71H144L143 70V68L142 69H138ZM178 68V67H177ZM2 69V68H1ZM93 69V68H92ZM103 69V70H102ZM113 69V68H112ZM113 69V70H114ZM148 69V68H147ZM146 69V70H147ZM163 68H162V66H161V69L160 70H162ZM171 69H173V71H174V69L175 68H171ZM186 69H188V67L186 68ZM203 69V70H202ZM9 71H10V68L8 69ZM7 69H6V72L8 71ZM89 70V69H88ZM88 70L86 71V72H88ZM93 70H95V69H93ZM95 70V71H96ZM124 70V71H123ZM126 70V71H125ZM131 68L129 67V71H127L126 73L127 74H129L131 71ZM153 70H154V73L155 72H158V71H156L157 69H155V68H153ZM153 70L151 69V72H153ZM167 70V69H166ZM182 70V69H181ZM185 69H183V71H184ZM228 70V69H227ZM91 69H90V75L92 74L91 73ZM98 71H99V69H98ZM109 71H107V72H109ZM123 71V72H122ZM164 71H165V69H164ZM172 71V72H173ZM182 71V72H183ZM186 71V70H185ZM190 70H189V72H191ZM193 71H195L194 72V74L195 75H193ZM222 71H226L225 70V68H224V70H222ZM221 71V72H222ZM12 72H13V69H12ZM100 72V73H101ZM106 71H105V74L107 73ZM114 72V71H113ZM112 72V73H113ZM118 72H119V70H118ZM117 72V73H118ZM129 72V73H128ZM133 72V71H132ZM131 72V73H132ZM141 72V71H140ZM150 72V71H149ZM149 72H147V74H150ZM162 73V76H163V74L164 73H166V72H164L163 73V71H161ZM170 72V71H169ZM171 72V73H172ZM176 72V71H175ZM181 72V73H182ZM224 72H222V73H224ZM49 73V72H48ZM95 73V72H94ZM110 73V79H111V77H113L112 76V74H111V72H109ZM116 73V74H117ZM125 73V74H126ZM142 74L141 75H143V74H145V72L143 73V72H141ZM174 73V72H173ZM3 74V73H2ZM7 74H8V72H7ZM10 74H12V73H10ZM46 74L47 73H45V76H46ZM87 74V73H86ZM88 74H89V72H88ZM97 74L100 76V75H102V74H104V73H102V74H99L98 72H97ZM137 74H140V73H137ZM146 74V75H147ZM156 74V73H155ZM158 74H159V72H158ZM225 74V73H224ZM227 74V73H226ZM4 75V74H3ZM95 75V78H99L97 75H96V73L94 74ZM106 75H108V73L106 74ZM105 75V76H106ZM114 75V74H113ZM119 75V74H118ZM131 75V74H130ZM133 76H134V74H132ZM131 75V76H132ZM168 76L167 75V73L166 74H164V76ZM174 75V74H173ZM176 75V74H175ZM178 75H180V74H178ZM208 75V74H207ZM8 76V75H7ZM10 76V75H9ZM27 77H28V75H26ZM41 76V75H40ZM40 76H38L37 75V77H40ZM42 76L45 78V76H44V74H42ZM52 76V75H51ZM63 76V75H62ZM87 76H89V75H87ZM92 76H93V74H92ZM90 77L89 78V80L91 79V80H93V78L94 77ZM97 76V77H96ZM104 76V77H105ZM109 76V75H108ZM117 76V75H116ZM120 76V75H119ZM132 76V78H136V76H134L133 77ZM138 76V75H137ZM163 76V77H164ZM165 76V77H166ZM182 76H185V77H188V76H186V73L183 75L182 74ZM225 76V75H224ZM21 78H22V74H21V76H20ZM24 77V76H23ZM26 77V78H27ZM36 77V78H37ZM43 77H41V78H43ZM64 77V76H63ZM101 77V76H100ZM140 76H138V78H139ZM142 77H146L145 75L144 76H142ZM151 77H153V76H150V78ZM160 77H161V75H160ZM163 77H162V79H163ZM170 77V75L168 76V78ZM173 78H174V76H172ZM180 77H181V75H180ZM180 77H177L176 76V79H178V78H180ZM185 77H183V78H185ZM20 78V79H21ZM41 78H38L37 80L39 81V79H41ZM47 78V79H46ZM46 78L45 79H43V80H40L39 82H38V84L41 86H43V88H45L48 92H47V95H48V93L50 94V97L49 98H54L55 96H56V94H57V89L56 88H59L60 86H62V87H65V86H67L66 84H62V85H60V83L63 81H57L58 83H59V85H58V87H55V85L57 84L56 82H54V81H52L53 79H54V76H53V79H49L50 77L47 75L46 76ZM56 78H57V76H56ZM54 79L55 81L56 80H58V79ZM59 78H61V77H59ZM95 78H94V80H95ZM101 78H103V76L101 77ZM116 78V77H115ZM117 78H118V76H117ZM131 78V77H130ZM131 78V79H132ZM141 78V77H140ZM147 78V77H146ZM157 78V77H156ZM6 79H9V78H6ZM20 79H19V82H21V81H23L24 82V80H22V79H25V78H22L21 79V81H20ZM28 79H30V78H28ZM28 79H27V81H28ZM34 79H35V77H34ZM105 80H106V78H104ZM108 79V78H107ZM113 79H114V77H113ZM149 78H147V80H148ZM153 79H154V77H153ZM158 79V81H159V77L157 78ZM170 79H172V78H170ZM175 79V78H174ZM173 79V80H174ZM188 79V78H187ZM187 79L185 78L184 79V81L186 82L187 81ZM224 80L226 79L225 77L223 78ZM246 79H248V77H246L245 78V80ZM60 80V79H59ZM88 80V79H87ZM97 80V79H96ZM99 80H100V78H99ZM99 80H98V82H99ZM134 80V79H133ZM137 79H135L134 80V82L136 81ZM140 80V79H139ZM138 80V81H139ZM147 80H145V78H144V80L142 79V80H140V82L142 81H147ZM156 80V79H155ZM181 80V79H180ZM183 80V79H182ZM189 80H190V78H189ZM192 80H193V82H192ZM192 80H190V82L191 83H193L194 84V79L192 78ZM249 80H251V79H249ZM8 81V80H7ZM30 81V80H29ZM35 81H36V79H35ZM102 81V80H101ZM114 81V80H113ZM115 81H116V79H115ZM114 81V82H115ZM120 81V80H119ZM118 81V82H119ZM151 80H149V82H150ZM154 81V80H153ZM162 81H165V79L164 80H162ZM167 81V80H166ZM23 82H21L22 84H23ZM148 82V81H147ZM157 82V81H156ZM168 82V81H167ZM166 82V83H167ZM169 82H172L171 80L169 81ZM173 82H176V81H173ZM187 82H189V81H187ZM208 82H211V81H206V84L208 83ZM16 83V82H15ZM54 83H56L55 85H54ZM115 83H117V81L115 82ZM120 83V82H119ZM151 83V82H150ZM148 84V86L149 85H151V86H154L153 84H155V81L153 82V84L151 83V84ZM164 83V82H163ZM180 83H181V81H180ZM184 83V82H183ZM249 83H251V82H249ZM8 84H10V82H8ZM7 83L5 84L6 85V87L7 86H10V85H8ZM30 84H31V82H30ZM35 84H36V82H35ZM131 84V82L129 83V84H125V86L126 85H130ZM137 84V83H136ZM136 84H134L133 85V83H132V85H133V87H131L132 89H138L140 86V88L141 89H143V87H144V83L142 84L143 85V87H142V85L140 84V83H138V85H136ZM139 84H140V86H139ZM157 84H160V82H157ZM161 84H162V82H161ZM169 84H173V83H168V85ZM186 84V83H185ZM199 84V83H198ZM203 84V83H202ZM1 85H4V84H1ZM16 85H19L18 83H16ZM15 85V86H16ZM26 85H27V83H26ZM166 85V84H165ZM163 86V88L165 87L166 89L168 88V87H170V86H168V87H166V86ZM175 85H176V83H175ZM180 85V84H179ZM188 85H191L190 83H188ZM195 85H197V84H194V86ZM201 85V84H200ZM200 85H197L196 86V88L197 87H199V89H200ZM205 85V84H204ZM208 85H210V83H208ZM20 86V85H19ZM23 86H25V83H24V85ZM23 86H20V87H23ZM27 86H30L31 87V85H27ZM24 87V88H28V87ZM36 86H37V88L39 87L37 84H36ZM41 86V87H42ZM134 86H139V87H137V88H135ZM150 86V87H151ZM162 86V85H161ZM174 86V85H173ZM178 86V85H177ZM177 86H175V87H177ZM184 86H186V85H184ZM202 87H203V85H201ZM207 86V85H206ZM1 87H3L4 88V86H0V89L1 90H3ZM11 87V86H10ZM17 87V86H16ZM40 87V88H41ZM62 87L60 88V90H63V89H65V88H63L62 89ZM128 87V86H127ZM157 87H158V90H159V87H160V85L158 86L157 85ZM157 87H156V90H157ZM174 87V88H175ZM187 87H189V86H187ZM186 87V88H187ZM8 88V90H10L11 88H9V87H7ZM32 88H36L35 86H32L31 88H29V89H32ZM36 88V89H37ZM126 88V87H125ZM124 87H122V89H125ZM130 88V87H129ZM127 89L126 91L129 93L130 91L129 90H131V88L130 89ZM140 88H139V90H140ZM145 88V87H144ZM146 88H147V85H146ZM152 88V87H151ZM170 88H173V87H170ZM180 88H182V86L180 87L179 86V88L177 89L178 90V92H179V94H178V96L180 95L181 96V94H180V91H179V89ZM185 88V87H184ZM192 88V87H191ZM190 88V89H191ZM194 88V87H193ZM231 87H230V84H229V91H227V92H230V90H232V89H230ZM239 88V87H238ZM5 89V88H4ZM17 89H19V87L17 88ZM29 89L28 90H26V91H28L27 92V94H31V93H29ZM121 89V90H122ZM148 90H146V92H148L149 91V87L147 88ZM176 89V88H175ZM190 89H188L187 88V90H190ZM202 89H204V88H202ZM59 89H58V91H60ZM67 90V89H66ZM145 89H143L142 90V92L144 91ZM168 91H171V90H169V89H167ZM173 90V89H172ZM177 90H176V92H177ZM185 90V89H184ZM184 90H183V92H182V99H179L178 97H176V96H174V95H176V93L173 95V94H167V93H169V92H167V91H165V93H164V91L163 90H161V91H163V95H161L160 93H162V92H160V93H157V95H160L159 96V99H157V101H155V102H152V103H148L149 102V100H150V97H151V95L153 94V93H151V89H150V93H151V95H150V97L148 96V95H145V100H146V96H148L149 97V99H147L148 100V105L149 104H153V105H155V106H157L156 108H158L157 110H161L159 113H157L156 115H154V116H151L150 114H152V113H154L155 111H153L154 109H156V108H154V107H152L153 108V110H152V113H150L149 115H150V119H148L147 117H149V115H144L143 113H140V114H142L141 115V118H142V116H146V118L148 119V120H145L144 121V131H145V133L144 132H141L142 134H143V137H142V134L140 135V137L141 138H136V140H131V141H129L128 142V144H126L127 145V148L129 149L128 151L130 152V155H128V157H130L128 160H124L125 159V151H123V150H121V152H117L116 150V154L115 153H111V154H115L116 155V159H115V161H117L116 163H117V165L116 166H119L121 163H123V161H125V162H127V161H129V160H131L132 162H133V166H132V168H133V173H132V176H133V178H135L134 180H136L137 179V185H136V189H135V187H134V189L135 190H133L134 191V195L133 194H131L130 195V197L133 195V198L132 199H135L134 197H135V195H137L136 196V198L138 197V198H144V199H139V200H145V202H146V204L147 205H149L150 204V202L151 203H155V202H153L154 200H156V199H158V200H165L166 202H167V204H169V207H171V211H173V210H175L174 212H176V217L174 218V219H176L175 221H176V223L180 226V227H177V226H175L177 229H174V227H171V229L170 228H168V229H166V231H160V229L158 228V230L159 231H156V235H157V237H156V243L157 244H161V247L163 246V247H165V248H167L168 250V252H170V255H171V253H173V255L174 254H176V251L174 252V247H181V245L180 246H178L179 244H182V245H185V246H190V244L192 245H194L193 247H195V249H196V251L195 250H192V252L193 251H195V257L197 258V259H199L202 263L201 264H203V263H207V264H209L208 263V261L209 262H211L212 264L214 263H216V264H227V260H228V258H227V260H226V256L228 257V255L229 256H232L231 255V251L233 250V249H235V248H233V249H231V247L233 246V244L232 243H234L233 241H236L239 237L240 238H242L244 235V231H240V232H238L237 234H234V235H231V236H229L228 238L232 241V243H231V247H230V249H231V253H229L228 255H226L228 252L227 251H225V247H224V251L225 252H227V253H225V252H223V251H219L217 248H215L216 250H218V251H216V252H219L220 253V255H218L219 253H217V255H216V257H214V260H213V258L211 259L210 257H211V255L213 254V252L215 251V249L214 250H207V251H205V249H203L204 248V246H203V244H202V242L200 241V240H198L194 235H192V234H190V233H188V232H190L189 230H186L185 231V229L186 228H184V227H187L188 225H187V221H186V219L184 218V215L186 214V215H188V214H192V213H194V214H197L198 215V220L196 221V222H194V224H196V226H198V228H200L201 229V231H203V232H206L207 234H210L211 236L212 235H214L215 233H217V231L219 232V231H224L225 229V227H227V226H230V225H232V223L233 222H238V221H240V219H242V220H245L246 218H251V216L254 214V213H256V212H258V210H261L260 208H261V203H264V202H262V201H264V169L262 170V172L260 173V175H261V177H260V180L258 181V179H256V181L255 180H253V178L252 177H250V178H252V179H249V176L247 175V178H245V177H243V176H246V174L245 175H243L242 176V170H244V169H248V166H252L251 168H250V170L249 171H251V169H253L254 168V166L253 165H255L256 163L259 165V160L261 159V157L264 155V136H262V134L264 135V131H263V133L262 134H260V135H257L255 138H253V140L251 139V143H246V144H243V146L238 142V141H236L235 139H233V136H232V134L234 133V131H232L231 129L233 128V126H234V124H232L231 125V123L233 122L234 123V121H232V120H239L240 121V124H239V131H240V133L242 132V131H244V129H248V128H250V126H251V124H250V122H249V120H248V118H249V115H247V108L249 107H251V108H253L254 107V109H252V110H255V107L257 106L258 107V105L261 107L262 105H261V102H260V104H257V102L256 101H254V103H250L251 105H254L255 104V102H256V104L252 107V106H250V104H248V102L247 101H249L250 102V100H249V98L247 99V97H245L246 98V100L247 101H245L244 99H243V94H242V92H241V90H239V89H237V90H239L240 92H241V96H242V98H240V100L242 99V102L240 103V101H239V103L241 104H239V103H237L236 104V100H238L239 99V95H240V93H239V95L236 97V98H238V99H235V103H232L231 102V100L234 98V96H230L229 95V93H228V95L230 96V97H233V98H231V100H230V98H229V96L227 95V98H229V100L227 99V98H224V97H221L222 96V94L223 93H221V96L220 95H216V94H214L213 93V95L212 94H210V95H208V96H206V98L204 99H202L203 101L201 102L202 104H201V106H198L199 104H197V103H194V105L193 106H191L190 104L191 103H188L189 101H187V99L185 98L186 97V94H188L187 92H186V90H185V92H186V94L184 95ZM193 90V89H192ZM234 90V89H233ZM249 89H247V91H248ZM19 91H20V89H19ZM23 90L21 89V92H22ZM32 91H33V93L32 94H34V92H35V96L36 95H38V93H40L41 92V89L40 90H37L38 91V93H36L37 91H35V90H33L32 89ZM42 91H44V90H42ZM64 91V90H63ZM62 91V92H63ZM119 91H120V89H119ZM125 91V92H126ZM135 91V90H134ZM141 91V90H140ZM153 91H155V90H153ZM175 91V90H174ZM259 91V90H258ZM2 92V91H1ZM5 91L3 90V92L2 93H4ZM7 92V91H6ZM25 91H23V93H24ZM46 92V91H45ZM61 92V91H60ZM126 92V93H127ZM136 92H137V90H136ZM135 92V93H136ZM157 92V91H156ZM190 94H192L191 93V91H188ZM195 92V91H194ZM202 92V91H201ZM235 92H236V90H235ZM263 93H264V90L262 91ZM64 93H65V91L63 92V97H64ZM126 93H124V94H126ZM127 93V94H128ZM130 93H132V92H130ZM145 93V92H144ZM171 93H173V91L171 92ZM198 93H199V91H198ZM212 93V92H211ZM238 93V92H237ZM21 94V93H20ZM25 94V93H24ZM26 95L25 97H24V99L26 98V100L27 99H31V100H33V98H34V96L33 95ZM40 94H42V93H40ZM39 94V95H40ZM61 94V93H60ZM137 95H138V92L136 93ZM136 94H135V96H136ZM139 94H140V92H139ZM146 94V93H145ZM195 94V93H194ZM194 94H192V96L194 95ZM202 94V93H201ZM208 93H206L205 95H207ZM218 94H219V92H218ZM225 95L227 94L226 92L224 93ZM231 94V93H230ZM234 94V93H233ZM59 95V94H58ZM130 95H134V92H133V94H130ZM141 95V94H140ZM139 95V96H140ZM173 95V96H172ZM205 95H203V96H205ZM224 95V96H225ZM49 96V95H48ZM60 96V95H59ZM66 96H67V92H66ZM127 96H129V95H126V99H128L129 97H127ZM142 96V95H141ZM144 96V95H143ZM153 96V95H152ZM154 96H155V94H154ZM185 96V97H184ZM189 96V95H188ZM187 96V97H188ZM192 96H191V98H192ZM195 96H197V93H196V95ZM195 96H193V100L195 99V100H198V99H196V97ZM199 96V95H198ZM202 96V97H203ZM0 97H3V96H0ZM7 97V96H6ZM61 97V96H60ZM134 97V96H133ZM155 97H157V96H155ZM184 97V98H183ZM201 97V98H202ZM226 97V96H225ZM132 98V97H131ZM130 98V99H131ZM154 98V97H153ZM1 99H3V98H1ZM36 100L38 99V96H37V98H35ZM43 99H44V97H43ZM43 99L41 100L40 99V101H43ZM55 99V98H54ZM58 98H57V96H56V100H57ZM134 100H136L137 101V96H136V99L135 98H133ZM140 100L141 99H143V98H139ZM152 99V98H151ZM190 99V98H189ZM7 100V99H6ZM35 100V101H36ZM51 100V99H50ZM129 100V99H128ZM132 100V99H131ZM145 100H144V102H145ZM244 100V101H243ZM38 101H39V99H38ZM38 101H36L37 103H38V106H39V103L41 104V102H38ZM152 101H153V99H152ZM199 101V100H198ZM201 101V100H200ZM1 102V101H0ZM9 103V101L7 100L6 101V103ZM31 102V101H30ZM44 102H45V100H44ZM52 102V101H51ZM129 102V101H128ZM130 102H132V101H130ZM135 102V101H134ZM133 102V103H134ZM143 102V103H144ZM145 102V103H146ZM190 102H193V101H191V99H190ZM194 102H196V101H194ZM7 103V104H8ZM33 103V102H32ZM30 104L31 105V107L33 106V104ZM36 103V104H37ZM49 104H51L52 105V103H50V102H48ZM55 103H57V102H55ZM138 103V102H137ZM146 103V104H147ZM155 103V104H154ZM43 104V103H42ZM42 104H41V106H42ZM135 104V103H134ZM146 104H144L145 106L144 107H146L145 108V110L147 109L148 110V105L146 106ZM195 104H196V106H195ZM1 105V104H0ZM35 105V104H34ZM131 105H132V103H131ZM136 105V104H135ZM140 105H142V104H140ZM205 105V106H204ZM36 106V105H35ZM37 106V107H38ZM50 106V105H49ZM137 106V105H136ZM151 106V105H150ZM203 106L204 107H206V108H203ZM207 106L209 107V108H212L211 106H213V107H216V109H222L221 110V112L224 114V116H225V113H226V115H229L231 118V121L232 122H228V118H229V116L227 117V119H225V120H227V121H223V118H221L218 114H217V116L216 115H212V113L213 112H215V114H216V112L217 111H214V109H212L213 110V112L212 113H210L211 115H209V113H205V110H211V109H207ZM264 106V105H263ZM262 106V107H263ZM53 107H54V104H53ZM141 107V106H140ZM142 107H143V105H142ZM141 107V108H142ZM180 107H186L185 109H183L184 111H185V114H186V116L183 114L182 116L181 115H179V113H178V111L177 110H182ZM262 107H261V109H262ZM32 108H34V106L32 107ZM60 107H58L57 109L55 108V110H57V112L59 113L60 111L59 110H63V108H60ZM141 108H139L140 110H141ZM152 108H149V110L150 109H152ZM180 108V109H179ZM251 108H250V110H251ZM31 109V108H30ZM34 109H36V108H34ZM258 109V108H257ZM256 109V110H257ZM54 110V109H53ZM143 110V109H142ZM145 110H143V111H145ZM148 110V111H149ZM211 110V111H212ZM263 110H264V108H263ZM137 111H139V110H137ZM184 111H182V113H184ZM258 111H259V109H258ZM151 112V111H150ZM157 112V111H156ZM248 112H250V111H248ZM262 112V111H261ZM260 112V113H261ZM9 112H8V110H7V108L5 109V108H3L2 109V112L0 113V115L1 116H6V117H8V115H10V114H8ZM138 113V112H137ZM139 113H138V115H139ZM167 113V115L168 114H170V115H172V114H175V115H179V116H181L180 117V119L181 118H183V119H185L184 118V116L185 117H188V118H191L192 120V125L190 126V122L188 123V122H182L183 121V119H182V121L181 120H179V122H178V124H175V125H172V121H169V123H171L170 124V126H167V125H169V123H168V121H167V119L168 118H171V119H173L172 118V116H170V117H168V116H166L165 114ZM219 114H221L220 113V111L218 112ZM155 114V113H154ZM160 114H164V116L165 117H167V119H166V121H167V124H166V121L165 120H163V121H165L164 123H162V121L160 120V118L158 117ZM208 114V115H207ZM153 115V114H152ZM175 115H173V117L175 116ZM177 115V116H178ZM248 116V118H247V116ZM262 115H263V112H262ZM177 116H175V118H174V120H173V122H175V119L177 118ZM179 116H178V118H179ZM264 116V115H263ZM3 117V118H4ZM163 116L161 115V118H162ZM165 117H163V118H165ZM233 117H235V119L233 118ZM177 118V119H178ZM188 118H187V121H188ZM226 118V117H225ZM7 119V118H6ZM143 119V118H142ZM176 119V120H177ZM130 120V119H129ZM133 120H135V119H133ZM138 120V119H137ZM137 120L136 121H133V123L134 124H132V122H130L131 124H129V127L130 126H132L133 127V125L135 126L136 124V122H137ZM141 120V119H140ZM178 121V120H177ZM128 122V123H129ZM138 122L140 123L141 121H139L138 120ZM138 123V124H139ZM177 123V122H176ZM180 123V124H179ZM185 123V124H184ZM186 123L187 124H189V126H187L186 125ZM238 123V122H237ZM43 124V123H42ZM137 124V125H138ZM136 125V126H137ZM141 125H142V123H141ZM141 125H139L138 126V128H141ZM172 125V126H171ZM236 125V124H235ZM238 125V124H237ZM236 125V126H237ZM43 126V125H42ZM135 126V127H136ZM236 126L233 128V130H235L236 131ZM129 127L128 128H126V129H129ZM142 127H143V125H142ZM232 127V128H231ZM134 128V127H133ZM130 129H132L131 127H130ZM135 129H137V128H135ZM146 129V130H145ZM143 130V129H142ZM141 130V131H142ZM237 130H238V126H237ZM129 131V130H128ZM231 131L233 132V133H231ZM99 132V131H98ZM98 132H97V135H98ZM130 132H131V130H130ZM212 132V133H211ZM237 133V132H236ZM239 133V134H240ZM1 134L4 136V138H6L7 136H6V132H5V129L1 132ZM239 134H238V136H239ZM97 135H96V137H97ZM103 135V134H102ZM234 135V134H233ZM99 136V135H98ZM234 136H236V135H234ZM102 137V136H101ZM104 137V136H103ZM102 137V138H103ZM139 137V136H138ZM237 137V136H236ZM235 137V138H236ZM102 138L100 139V140H102ZM104 139V138H103ZM135 139V138H134ZM125 142H127V140H125ZM4 143V142H3ZM21 143V142H20ZM105 144V143H104ZM0 145L2 146V143H0ZM106 146V148L107 147H109V146H107V144H105ZM125 145V146H126ZM124 146V147H125ZM113 146H111L110 147V150H111V148H112ZM114 148V147H113ZM1 149H3V148H1ZM115 149V148H114ZM118 150H120V149H122V147L119 149V148H117ZM125 150H126V148H125ZM2 151H4V150H1V152ZM113 151V150H112ZM5 152V151H4ZM8 152H9V150H8ZM7 152H5V154H6ZM18 153L19 154H22L23 153V151L22 150H19L18 151ZM126 153H128L127 152V150H126ZM4 154V153H3ZM4 154V155H5ZM8 155H10V153H8ZM8 155L6 154L5 156L6 157H8ZM17 157H20V156H18V155H16ZM112 158H113V155L111 156ZM127 157V158H128ZM263 158V157H262ZM113 161V160H112ZM226 161V163H224ZM261 161V160H260ZM262 161H263V159H262ZM119 162V163H118ZM193 163V164H192ZM261 163V162H260ZM119 164V165H118ZM188 164V165H187ZM223 164H229L230 166H228L229 167V169L227 170L228 171V173H226V172H222V171H220L218 168L217 169H214L213 167H215V166H223ZM115 165V164H114ZM124 165V164H123ZM125 165H126V167H127V165L128 164H126L125 163ZM130 165V164H129ZM257 165V166H258ZM122 166V165H121ZM121 166H119V168L121 167ZM131 166V165H130ZM129 166V167H130ZM243 166V167H242ZM259 166H261V164L259 165ZM125 167V166H124ZM246 167V168H245ZM255 167H256V165H255ZM121 168H123V167H121ZM120 168V169H121ZM128 168V167H127ZM131 168V167H130ZM132 168H131V170L130 171H132ZM224 169V168H223ZM246 169V170H247ZM122 170V169H121ZM124 170V169H123ZM255 170V169H254ZM253 171V170H252ZM124 172H125V170H124ZM127 172H128V170H127ZM126 172V173H127ZM244 172H248V170L247 171H244ZM123 173V172H122ZM125 173V174H126ZM259 173H256L257 175L259 174ZM127 174H129V173H127ZM127 174H126V177H127ZM256 174L254 175V172H253V175L254 176H256ZM250 176H252V175H250ZM4 178V177H3ZM166 180L165 181V183L164 182H162L161 180H164V179ZM4 179H6V177L4 178ZM8 179H10V178H8ZM161 179V180H160ZM255 179V178H254ZM7 180V179H6ZM11 180H12V178H11ZM11 180L10 181H8L10 184L13 182V180H12V182H11ZM5 181V180H4ZM160 181H161V183H160ZM8 182H5V183H7V185H8V187L10 188V186H12L13 184H8ZM36 183V182H35ZM34 183V180H33V184H34V186H32L34 189H37L36 188V184ZM159 183L161 184V185H159ZM26 184V183H25ZM28 184V183H27ZM27 184H26V187H28L27 186ZM31 184H32V182H31ZM32 184V185H33ZM40 184V183H39ZM128 185V184H127ZM132 185H134V184H132ZM20 187H22L21 185H19ZM24 186V185H23ZM30 186V185H29ZM7 187V188H8ZM26 187L24 186V189H26ZM31 187V186H30ZM39 187V186H38ZM17 188V187H16ZM16 188H13V190L14 189H16ZM126 188H129V191L128 192H131V189H130V187H126ZM131 188H133V186H131ZM33 189V190H34ZM11 190V188L9 189V191ZM18 190H20V189H18ZM29 190H31V189H29ZM32 190V191H33ZM118 190H121L120 188H118ZM117 190V191H118ZM126 190H128V189H126ZM126 190H123V191H126ZM12 191V190H11ZM16 191V193H18V194H20L18 191H17V189L15 190ZM21 191V190H20ZM25 190H23V192H24ZM37 191H39V190H36L35 192H37ZM116 190H115V192H117ZM122 191V190H121ZM121 191H118V192H121ZM117 192V193H118ZM127 192V191H126ZM133 193V192H132ZM125 194V193H124ZM127 194V193H126ZM128 194H130V193H128ZM21 195V194H20ZM120 195H122V193H120ZM123 196H125V195H123ZM159 197V198H156V197ZM130 197H127V198H129V199H131ZM137 198V199H138ZM154 198H156V199H154ZM138 200V201H139ZM164 201V206H166L165 205V202ZM132 202V201H131ZM134 202V201H133ZM132 202V203H133ZM137 202V201H136ZM140 202H143V201H140ZM135 203V202H134ZM156 203H160L159 201L158 202H156ZM155 203V204H156ZM162 203H163V201H162ZM145 204V203H144ZM139 205V204H138ZM142 206H143V204H141ZM162 205V204H161ZM154 207H155V205H153ZM168 207V206H167ZM166 207V208H167ZM168 209V208H167ZM149 211V210H148ZM147 211V212H148ZM150 211H152V210H150ZM149 211V212H150ZM170 211V210H169ZM264 212V211H263ZM200 213H202V216L200 217L199 215H200ZM261 213V212H260ZM260 213H259V215H260ZM194 214H193V216H194ZM262 214H264V213H262ZM171 215V214H170ZM173 215V214H172ZM171 215V216H172ZM255 215V214H254ZM257 215H258V213H257ZM169 216V215H168ZM175 216V215H174ZM193 216H191V217H193ZM256 216V215H255ZM261 216V215H260ZM262 216H264V215H262ZM189 217V216H188ZM194 217H196V216H194ZM259 217V216H258ZM197 218V217H196ZM256 218V217H255ZM166 219H168V218H166ZM169 219H171L170 218V216H169ZM173 219V220H174ZM258 219V218H257ZM261 219V218H260ZM264 218H262V220H263ZM188 220H190V218L188 219ZM162 221H166L165 223H168L169 221H167V220H162ZM257 221V220H256ZM255 221V222H256ZM189 222H192V221H189ZM259 222H261V221H259ZM164 223V224H165ZM173 223V222H172ZM193 223V222H192ZM239 223V222H238ZM243 223V222H242ZM253 223V222H252ZM257 223V228H258V222H256ZM261 223H263V221L261 222ZM161 224H163V223H161ZM169 224V223H168ZM194 224H193V227H194ZM251 224V223H250ZM249 224V225H250ZM156 225H159V224H156ZM175 225V224H174ZM241 225V224H240ZM253 225V224H252ZM263 225V224H262ZM262 225L260 226V224H259V227H262ZM160 226V225H159ZM162 226V225H161ZM160 226V227H161ZM189 226H191V225H189ZM145 227V226H144ZM148 227H150V226H147V228ZM152 227V226H151ZM164 227V226H163ZM234 227V226H233ZM245 227H247V226H245ZM255 227V226H254ZM137 228V227H136ZM146 228V229H147ZM155 228V227H154ZM153 228V229H154ZM179 228H182L181 230H178ZM189 228V227H188ZM187 228V229H188ZM231 228V227H230ZM229 228V229H230ZM252 228V227H251ZM135 229V228H134ZM138 229L139 230H141L142 228H139L138 227ZM146 229L144 230L145 231V233H148V232H146ZM156 230H157V228H155ZM227 229H228V227H227ZM190 230H191V228H190ZM194 231H195V229H193ZM238 230V229H237ZM241 230V229H240ZM243 230V229H242ZM249 230V229H248ZM148 231H150V230H148ZM188 231V232H187ZM231 231H233V230H231ZM260 231H263V233H264V230H260ZM259 230H258V232H260ZM257 232V231H256ZM255 232V233H256ZM149 233H151V232H149ZM153 233H154V231H153ZM152 233V234H153ZM224 233V232H223ZM228 233V232H227ZM251 233V232H250ZM252 233L254 234V232L252 231ZM139 234V233H138ZM152 234H150V235H152ZM155 234V233H154ZM260 235H258L259 237L261 236V234L262 233H259ZM140 235H141V232H140ZM142 235H143V233H142ZM149 234H147V236L149 237L150 236ZM243 235V236H242ZM254 235H257V234H254ZM253 235V236H254ZM262 235H264V234H262ZM146 236V235H145ZM145 236L143 235L142 237H144L145 238ZM155 235H153V236H151L152 237V239H153V237H154ZM253 237V238H251L250 240L251 241H253V242H258V243H255L256 245L258 244H260L259 246L260 247H262V246H264V242H263V238L260 240V241H262L263 242V244H262V242H260L259 241V237ZM225 238V237H224ZM239 238V239H240ZM261 238V237H260ZM146 240L145 241H148L147 239L148 238H145ZM151 239V238H150ZM226 239V238H225ZM155 240V238L153 239V241ZM250 240H248V241H250ZM219 242V241H218ZM227 242V241H226ZM237 242V241H236ZM152 243V242H151ZM221 243V242H220ZM248 243V242H247ZM154 244H155V242H154ZM223 244H224V242H223ZM229 245H227V249L229 248ZM257 245V247L258 248H260L259 246ZM185 246H183V247H185ZM203 248H202V247ZM252 246H255V245H253V243H252ZM160 247V246H159ZM171 247H172V249H171ZM176 247V248H177ZM182 247V248H183ZM210 247V249H211V245L209 246ZM208 247V248H209ZM221 247H223V245L221 246ZM175 248V249H176ZM205 248H206V246H205ZM242 248V247H241ZM250 248V247H249ZM255 248V247H254ZM179 249V248H178ZM190 249H192V246H191V248ZM239 249V248H238ZM243 249H245V248H243ZM161 250H163L162 248L160 249V255H161ZM177 250V249H176ZM185 250H186V247H185ZM241 250V249H240ZM246 250V249H245ZM158 251V250H157ZM178 251V250H177ZM181 251V250H180ZM179 251V252H180ZM190 251V250H189ZM213 251V252H212ZM235 251V253H236V250H234ZM252 251H256V250H254V249H252ZM251 251V252H252ZM165 252V251H164ZM188 252V251H187ZM186 252V253H187ZM224 253L225 255H221V253ZM242 252H243V250H242ZM250 252V251H249ZM181 253V252H180ZM234 253V254H235ZM240 253H241V251H240ZM158 254V255H159ZM179 254V253H178ZM216 254V253H215ZM239 254V253H238ZM242 254V253H241ZM244 254V253H243ZM167 255V254H166ZM169 255V256H170ZM190 255V254H189ZM237 255V254H236ZM240 255V254H239ZM246 255H248L249 256V254L247 253ZM163 256H165V255H163ZM214 256V255H213ZM241 256V255H240ZM244 256V255H243ZM177 257V256H176ZM175 257V258H176ZM245 257L246 256H244L243 258L245 259ZM216 258V259H215ZM207 260V261H206ZM231 260V259H230ZM231 262V261H230ZM233 262V261H232ZM242 262V261H241ZM210 263V264H211ZM234 263V262H233ZM228 264H229V260H228ZM236 264H239V263H236Z\"/></svg>",
	"mask_w": 264,
	"mask_h": 264
}]
</instances>
